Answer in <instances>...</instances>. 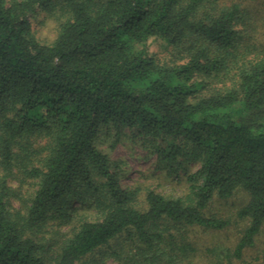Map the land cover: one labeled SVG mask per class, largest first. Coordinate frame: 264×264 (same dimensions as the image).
Returning a JSON list of instances; mask_svg holds the SVG:
<instances>
[{
  "label": "trees",
  "instance_id": "trees-1",
  "mask_svg": "<svg viewBox=\"0 0 264 264\" xmlns=\"http://www.w3.org/2000/svg\"><path fill=\"white\" fill-rule=\"evenodd\" d=\"M38 11L58 20L52 42L36 36ZM252 27L220 0H0V264H194L191 231L233 224L207 209L237 192L243 226L225 264L243 260L264 228V38ZM123 138L185 190L124 184L110 154ZM243 261L264 264V248Z\"/></svg>",
  "mask_w": 264,
  "mask_h": 264
},
{
  "label": "rangeland",
  "instance_id": "rangeland-1",
  "mask_svg": "<svg viewBox=\"0 0 264 264\" xmlns=\"http://www.w3.org/2000/svg\"><path fill=\"white\" fill-rule=\"evenodd\" d=\"M221 3L230 5L232 3H241L246 9L248 18L255 32L248 29L249 32L257 37L264 38V0H220ZM32 25L36 36L43 42H52L57 34L58 20L57 18L44 11H38L32 18ZM257 32V33H256ZM149 53H156L159 56H165L166 48L161 40L152 38L147 43ZM130 133L129 129H126ZM134 138H123L117 143L116 147L110 152L115 160L123 161V178L122 182L126 185L140 186L142 188L152 187L158 191L167 193H182L185 190L187 181L175 174L168 173L157 169L156 156L150 155L141 142H135ZM106 139L101 143L104 148L109 146ZM17 185V182H13ZM247 201V193L237 192L228 200H215L207 209V213H215L221 216L232 217L233 224L222 230H210L203 227H195L191 231V238L199 247L195 257L194 264H225L227 262L224 252L226 248H233L239 238V231L243 226V222L235 217V212ZM55 221V225H57ZM218 246L223 254L215 256L207 251L208 247ZM264 248V228L256 239V244L247 247L244 250L243 260L249 261L260 254V250ZM243 260L234 259V264H243Z\"/></svg>",
  "mask_w": 264,
  "mask_h": 264
}]
</instances>
